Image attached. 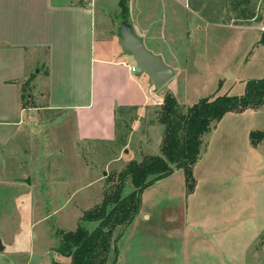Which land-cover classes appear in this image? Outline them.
<instances>
[{"label":"crops","instance_id":"0c3cea01","mask_svg":"<svg viewBox=\"0 0 264 264\" xmlns=\"http://www.w3.org/2000/svg\"><path fill=\"white\" fill-rule=\"evenodd\" d=\"M160 2L163 15L158 26L161 34L167 35L165 40L170 38L168 52L174 60L179 58L177 37L182 40L181 29L188 27L183 22L188 21L191 28L195 24L196 28L219 25L253 33L255 39L244 52L250 54L249 61L258 49L264 50L258 45L264 31L262 22L221 24L216 16L200 15L205 11L202 4L192 8L189 0ZM97 7L98 3L92 0H0V235L3 237L22 234L17 223L23 212L21 201L27 195L21 191L19 182L7 180V172L12 149L29 142V131L35 129L33 124L39 119V111L45 110L54 118L49 123V144L57 156L50 168L66 173L67 183L93 170L100 174L104 166H117L120 179L130 161L141 162L161 153L165 127L149 118L163 103L154 102L146 92L152 82L133 71L137 65L123 49L119 27L115 34L114 23L101 5L106 18L100 17L98 33ZM221 10L226 12L227 6L223 5ZM187 34L191 40V32ZM189 51L188 47L185 54ZM157 55L164 59L163 54ZM168 65L175 71V65ZM225 73L231 74L233 81L222 85V95L235 81V74ZM256 131L264 133V107L226 114L203 145L194 169L197 187L193 194H186L184 182L186 211L182 226L178 228L172 222V228L150 227L157 215L153 208L144 205L146 196L151 199L160 184L182 186V178L173 180L182 171L177 170L145 190L135 221L126 230L115 231L118 254L114 244L107 264H114L115 260L116 264H264V138L254 146L251 133ZM81 142L116 148L119 153L99 158L95 165H90L79 153ZM94 179L101 183L97 200L100 204L106 184L100 175ZM13 219L17 221L14 227ZM91 224L93 231L98 224ZM16 250L17 242L3 246L0 253L18 254ZM64 260L63 263H70L69 259ZM29 261L31 257L27 258Z\"/></svg>","mask_w":264,"mask_h":264},{"label":"rangeland","instance_id":"374dc122","mask_svg":"<svg viewBox=\"0 0 264 264\" xmlns=\"http://www.w3.org/2000/svg\"><path fill=\"white\" fill-rule=\"evenodd\" d=\"M92 2L98 3V33L99 19L101 16L105 19L106 12L112 19L114 33L117 34L118 27L122 22L120 0H92ZM201 4L205 6V11H201L200 15L216 16L217 22H222L221 24L225 22L231 25L258 24L264 11V0H189V6L192 8H198ZM99 5L103 6L105 12ZM223 5L227 6L226 12L221 10ZM128 6L130 23L135 26L136 34L143 39L146 47L154 54H163L166 64L175 65V77L161 89L155 88L153 83L149 84L150 78L137 69V74L144 79L146 77V81H149V89H146V92L154 102L164 104L166 95L170 93L177 98L182 111L186 112L189 106L203 98L215 95L220 83L223 85L226 81H233L231 74L228 75L225 71L235 74V81L231 84L232 89L230 90L231 86L227 89V92L230 90L229 95L231 96L244 94L249 80L263 78L264 57L262 56L264 50L258 49L252 61L248 60L250 54H244L246 46L251 45L255 39L253 33L219 25L207 28L197 25L196 28L195 24L191 28L189 21L183 22L188 27L181 29L184 32L182 40L180 36L177 37L179 58L174 60L170 57L171 53L168 52L167 41L170 38L165 40L167 35L163 36L160 26H158L163 15L160 0H128ZM131 9L133 14H131ZM253 14L255 19L251 22L246 21L245 16ZM189 32L192 35L191 40L188 38L187 33ZM193 39L194 43H190ZM188 47L190 51L185 54ZM128 57L131 62L136 64L130 55ZM225 88H227L226 85ZM222 93L223 91L218 92V94ZM41 104L44 105L45 102ZM160 112L161 109L154 113L149 118L150 121L160 124ZM38 118L37 122L33 124L35 129L29 131V142L17 150L12 149L10 156L11 164L10 171L7 172V180L19 182L21 191L26 192L27 197L21 201L23 210L21 219L18 223L15 219L12 220V226L14 227V224L17 223L22 234L6 237L0 235L3 246H12L17 242L15 252L18 254L6 252L2 255L3 251H1L0 264H39L40 257L43 255L42 264H48L49 260L52 261V264L54 261L63 263L64 258L56 251L60 247V238L57 236V232L61 229L76 230L81 224L82 215L99 204L97 200H99L101 183L95 181V177L100 175L105 184H107L109 176L118 178L119 168L117 166H104L100 169V174L99 171L93 170L90 173H85L80 179L67 183L66 173L61 171L57 173L50 168L51 161L57 156L50 149L49 144V123L54 118L45 110L39 111ZM257 122L261 126V120ZM145 123V121L141 122V128L145 126ZM240 124L235 125V128ZM226 126L228 125L226 124ZM118 150L116 148L106 149L95 143L81 142L79 146V153L90 165H95L99 158L107 159L113 153H119ZM70 158L68 157V159ZM177 178H182V186H168L169 182H164L152 192L151 199H147L149 196H146L145 207L153 208L157 215L150 227L172 228L170 225L172 222H175L174 226H178V228L182 226L187 194H185V186H183L185 184L183 171L177 174L173 180ZM206 187L207 184H205ZM132 190L133 185L129 183L125 193ZM171 217L175 218L174 221L168 220ZM84 225L89 230L92 229L91 223ZM28 257H31L32 261L27 262Z\"/></svg>","mask_w":264,"mask_h":264},{"label":"trees","instance_id":"16d2710c","mask_svg":"<svg viewBox=\"0 0 264 264\" xmlns=\"http://www.w3.org/2000/svg\"><path fill=\"white\" fill-rule=\"evenodd\" d=\"M119 5L122 21L129 20L128 0H120ZM253 18L254 14L245 16L246 20ZM260 22L264 26V11ZM258 45L264 47V31L261 32ZM221 87L222 83L215 95L189 106L186 112L182 111L175 96L170 93L166 95L159 117V123L165 127L161 153L148 156L141 162L130 161L120 179L108 177L102 202L84 213L78 228L57 232L60 247L56 251L69 259L70 263L54 261V264H107L114 244L118 254L115 231L130 227L140 214L145 190L175 171H183L187 194L195 192L197 180L194 169L201 158L203 145L225 115L258 110L264 106V78L249 80L245 93L240 96L218 94ZM263 138V132L251 133L254 146ZM129 183H132L133 190L126 195ZM85 223H97L98 226L90 231Z\"/></svg>","mask_w":264,"mask_h":264},{"label":"water","instance_id":"95a60500","mask_svg":"<svg viewBox=\"0 0 264 264\" xmlns=\"http://www.w3.org/2000/svg\"><path fill=\"white\" fill-rule=\"evenodd\" d=\"M118 35L123 41L125 52L132 56L137 68L150 78L155 88H163L175 77L174 69L166 64L161 56L146 47L143 39L136 34L130 20L121 22ZM1 249H3L2 244H0Z\"/></svg>","mask_w":264,"mask_h":264},{"label":"built area","instance_id":"2783aa9c","mask_svg":"<svg viewBox=\"0 0 264 264\" xmlns=\"http://www.w3.org/2000/svg\"><path fill=\"white\" fill-rule=\"evenodd\" d=\"M137 69H138L137 67H133V71H137Z\"/></svg>","mask_w":264,"mask_h":264}]
</instances>
